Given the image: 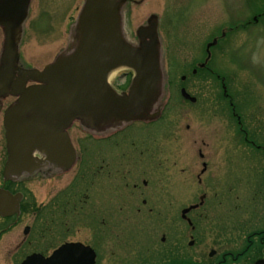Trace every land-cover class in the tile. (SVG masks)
Here are the masks:
<instances>
[{
    "label": "rangeland",
    "instance_id": "obj_1",
    "mask_svg": "<svg viewBox=\"0 0 264 264\" xmlns=\"http://www.w3.org/2000/svg\"><path fill=\"white\" fill-rule=\"evenodd\" d=\"M125 1L119 15L127 41L134 42L137 28L149 17L157 21L165 78L159 102L165 103L164 117L171 128L164 132L156 126L152 142L157 150L156 163L167 157L172 165L171 179L186 180L185 198L180 199L178 194L177 199H171V216L178 215L180 207L198 202L196 175L202 161L207 160L213 168L212 190L217 197L210 203L204 220L197 224V230L193 232L187 227L180 235L175 230L177 227L179 231L176 220L172 219L170 227L164 216L138 214L139 203L124 204V213L118 212V202L105 198L100 177L84 200L85 177H77L69 184V172L56 173L52 179L30 175L14 187L23 192V214L11 227L9 243L0 245V264H19L32 251L50 252L62 239L96 241L97 264H208L224 257L223 264H253L255 252L236 260L228 254L236 256L241 251L239 245L245 242L249 222L264 225V167L261 169L263 162L258 155L263 151H248L239 137L232 135L221 81L215 75L199 72L193 76L190 71L206 57V44L216 38V44L209 47L210 67L224 78L244 128L256 144L264 146V0ZM83 3L84 0L30 1L18 44V60L24 67L43 69L66 47ZM3 39L0 27V52ZM127 71H117L111 84L127 85L131 74ZM182 76L187 79L181 81ZM184 84L191 86L189 92L198 98L196 103L183 101L180 87ZM73 123L70 134L77 146L83 133L79 123ZM235 128L238 132L237 124ZM95 132L100 135L102 131ZM140 145L125 143L123 164L144 163L137 152L130 150ZM145 145L148 146L147 142ZM198 149L205 155L203 160ZM182 169L185 171L181 172ZM82 173L85 174L84 168ZM232 180L235 206H231L228 192ZM178 189L174 191L178 193ZM157 197L151 205L163 209L168 202L164 196ZM128 206H132V213ZM193 216L196 212L189 214L194 219ZM26 226L29 231L24 234ZM41 233L42 242L38 240ZM162 237L165 242H161ZM211 251L214 253L209 257Z\"/></svg>",
    "mask_w": 264,
    "mask_h": 264
},
{
    "label": "water",
    "instance_id": "obj_2",
    "mask_svg": "<svg viewBox=\"0 0 264 264\" xmlns=\"http://www.w3.org/2000/svg\"><path fill=\"white\" fill-rule=\"evenodd\" d=\"M30 1L0 0L4 35L0 87L19 96L4 120L9 152L4 172L12 176L38 172L41 165H37L35 153L62 172L69 170L76 153L66 129L74 121L85 131L96 133V129L104 131L157 118L165 89L156 18L149 17L137 28L135 42L127 41L119 15L125 0H84L67 45L55 59L42 70L18 66L19 38ZM216 42L214 39L207 47ZM121 68L130 69L133 77L128 92L118 94L108 77ZM18 71L19 77L15 78ZM181 94L195 100L184 89ZM20 200L21 194L0 190V214L18 216ZM7 203L10 211L4 208ZM28 230L25 227L24 234ZM21 264H95V253L81 243H65L47 257L30 254ZM254 264H264V260Z\"/></svg>",
    "mask_w": 264,
    "mask_h": 264
},
{
    "label": "flooded vegetation",
    "instance_id": "obj_3",
    "mask_svg": "<svg viewBox=\"0 0 264 264\" xmlns=\"http://www.w3.org/2000/svg\"><path fill=\"white\" fill-rule=\"evenodd\" d=\"M133 39L135 42L136 37H134ZM208 44L209 43L206 44L205 48L206 57L201 62H198L196 66L191 69V75L194 76L196 73L200 72L207 76L215 75V77L221 81L220 88L222 91V97L223 100L228 103V111L231 115H228L227 118L232 122L231 128H233L234 130V132L231 133L232 135H237L239 137V140H241V142L246 145V147H248V151H263V153L258 154L259 158L261 159V162H263V164H260L262 169V167H264V146L256 144L254 138H252L250 133L246 130V128H244L241 116L239 115V113H237L236 106L232 101V96L228 94L224 78H221L220 75L217 74L210 67V62L212 60V52L210 48L207 47ZM17 65L23 67V62L19 60V63ZM129 72L130 71H127V74H129ZM18 73L19 71L15 73V78L19 77ZM186 79V76L181 77V81H185ZM131 80L132 74H130V80L127 85L122 84L119 86H112V88L118 94L124 92L127 93L130 88L129 86ZM32 83L33 82H28V84ZM190 88L191 86L185 84L184 86H181L180 95L181 89H184L185 92L190 97H193L195 100L191 101L190 99L184 98L181 95L183 101L186 103L194 104L198 101V98L194 95H191V93L189 92ZM218 96L220 97L221 95L218 94ZM18 98L19 96L11 94L10 89L4 90L3 87H0V190L10 194H21V200L19 202L20 212L18 216L16 214L12 215L10 214V212L7 214H0V245L5 244L6 246V244L9 243L7 241H9L8 235L11 231V227L17 222L20 215L23 214L24 195L21 190H17L14 187L23 184V181H25V179L27 180L30 175H40L42 177L52 179L55 178V176L58 174L69 172L71 173V179L69 180V184L75 181L77 177H85V179L87 178V188L85 189V194L83 197L84 200L87 199L86 194L89 193V190L92 189V186H94V184L97 182V178L100 177L98 181L103 184L105 198L111 200L115 199L118 202V212H120L121 214L124 213V204L139 203V206L136 207V211L138 214L142 213L143 215L147 216L151 215L153 216V218L155 216L157 217L158 215L164 216V219L168 221L170 227L172 219L176 220L177 225L179 226V231L177 230V227H175V230L179 232L180 235H182L187 230V227H190V230L193 232L196 231L198 228L197 224L203 221V217H206V215L208 214L209 205L211 202L215 201L217 194L212 190V187L215 184L213 168L210 163L206 160L202 161L200 171L196 175L197 192L195 193V196L197 197L198 202L190 204L188 206L180 207L177 212L178 215H175V217L171 216V199H177L178 194L180 199L185 198V189L183 188L185 187L184 185L186 184V180L171 179L170 169L172 165L168 163L169 160L167 159V157L164 158V162L160 161L156 163L157 150L152 142L153 136L156 132V126L162 127L164 132H170L169 130L171 128L164 117L165 103L163 104L160 111V115L157 118L132 121L121 127L106 129L102 131L100 135H96L93 132L85 131L81 128L80 124H77L80 132L83 133L82 139H78L77 146L74 144L70 134V129H72L74 124L73 123L66 129L71 144L73 145L76 153L75 162L69 170L62 172L60 170V167H56L55 165L44 161V163L41 164V167L39 168L38 172H35L36 174L33 173L30 175L23 176L22 173L19 176H12L11 174H5L4 172L5 165L9 158L4 120L8 111L18 103ZM236 124L238 126V132H235ZM146 142L148 146L145 145ZM125 143L126 145L128 143L134 145L138 143L141 144L136 150L130 149L134 152H137L138 157H141L142 161L144 162L141 164V166L132 163H122L123 156L125 155ZM95 145H98L99 148H94ZM96 151L98 153H95ZM197 154L202 160L205 157L201 149H198ZM35 155H38V153H35ZM130 161L134 162V160H128V162ZM83 168L85 170V174L82 173ZM184 171V169L181 170V172ZM253 182L257 183V181ZM174 188H179L178 193L174 191ZM228 192L230 194L229 199L231 200V203H233L235 199L234 180L230 182ZM172 193L174 194V196L172 195ZM256 194L257 192L254 193V195ZM157 195H161V197L164 196L166 198L165 202H168L167 205L165 204V207L163 209L157 210L151 205V203L156 200L155 198H158ZM190 206L194 207L185 212V210ZM231 206H235L234 203L231 204ZM259 206L262 207V204H259ZM4 208L7 209V211H10L9 203L4 204ZM232 208L234 210V207ZM128 209L131 213L133 212L132 206H128ZM193 212H196V216H193L194 219L192 217H189V214ZM104 220L106 219L103 215L102 224L105 223ZM256 223L259 222H255L253 224L249 222L247 232L248 234L245 238V242L242 241L239 245V247H241V251L237 253L236 256H234L232 253L228 254L229 256H231L232 260H236L239 257H243L248 252H255L257 254L253 264L258 260H264V225H257ZM39 238L40 239L38 240L42 242V233L40 234ZM72 242L81 243L84 246L90 247L95 253V264L98 263L97 247L95 246L96 241L95 243H92L90 240L62 239L58 242L57 245H54V248L50 252H29L24 256V258L19 264H21L22 261L30 254L39 253L44 257H47L61 245ZM161 242H165L164 237L161 238ZM20 245H23V239ZM211 253L212 251L209 252V257H212L213 254L210 255ZM9 258H11V254ZM223 260H225V257ZM223 260L208 264H223Z\"/></svg>",
    "mask_w": 264,
    "mask_h": 264
},
{
    "label": "bare ground",
    "instance_id": "obj_4",
    "mask_svg": "<svg viewBox=\"0 0 264 264\" xmlns=\"http://www.w3.org/2000/svg\"><path fill=\"white\" fill-rule=\"evenodd\" d=\"M117 72V70H114L112 71L110 74H109V81L114 77L115 73ZM35 158H36V162H37V165H41L42 163H44V157L41 156V155H35ZM37 172V171H36ZM35 173V172H34ZM33 174V173H32Z\"/></svg>",
    "mask_w": 264,
    "mask_h": 264
}]
</instances>
